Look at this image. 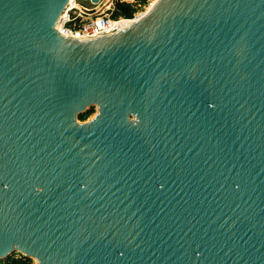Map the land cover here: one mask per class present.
<instances>
[{"label": "water", "instance_id": "obj_1", "mask_svg": "<svg viewBox=\"0 0 264 264\" xmlns=\"http://www.w3.org/2000/svg\"><path fill=\"white\" fill-rule=\"evenodd\" d=\"M66 2L0 0V260L264 264V0L90 41Z\"/></svg>", "mask_w": 264, "mask_h": 264}, {"label": "built area", "instance_id": "obj_2", "mask_svg": "<svg viewBox=\"0 0 264 264\" xmlns=\"http://www.w3.org/2000/svg\"><path fill=\"white\" fill-rule=\"evenodd\" d=\"M89 1V0H88ZM103 0H100V5ZM90 2V1H89ZM133 8L134 13L131 19L122 17L113 19L111 14L99 12L96 6L89 9L87 7L78 6L77 0H67L66 5L58 18L59 23L57 33L66 38H72L79 41H90L104 36L114 35L126 29L131 21L141 12H137L134 7L133 0L126 1ZM91 3V2H90ZM109 7L113 6V0H110ZM108 9L110 10V8ZM21 259V258H20Z\"/></svg>", "mask_w": 264, "mask_h": 264}, {"label": "rangeland", "instance_id": "obj_3", "mask_svg": "<svg viewBox=\"0 0 264 264\" xmlns=\"http://www.w3.org/2000/svg\"><path fill=\"white\" fill-rule=\"evenodd\" d=\"M114 1V0H113ZM156 0H147L145 1V3H140L139 1H136V0H133V5L134 7L136 8L137 12H141L139 15H142L140 18H142L146 13H147V9L149 8L150 4H152V2H154ZM109 2L110 0H103L102 3L98 6H96L97 10H99V12L103 11L105 12L106 14H111L113 12V6L112 7H109ZM77 4L78 6H83V7H87L89 9L93 8L94 5L91 4L89 1L87 0H77ZM108 7L110 8V10L108 9ZM139 18V19H140ZM92 110V114L89 116V118L86 120H91L94 115L96 114V107H92V108H89L86 112H89ZM85 112V113H86ZM84 121V122H86ZM9 258H12L13 260H20V258H26L25 256H23L22 254L20 253H12L8 256ZM7 258H4V259H1V262L5 261ZM28 259L29 261L28 262H25V264H36V260H33V259H29V258H26Z\"/></svg>", "mask_w": 264, "mask_h": 264}, {"label": "trees", "instance_id": "obj_4", "mask_svg": "<svg viewBox=\"0 0 264 264\" xmlns=\"http://www.w3.org/2000/svg\"><path fill=\"white\" fill-rule=\"evenodd\" d=\"M127 0H114L113 1V12L111 17L113 19L122 17L125 19H131L133 17V13L134 10L133 8L130 6V4H128L126 2ZM139 1L140 3H145V1L147 0H136ZM92 114V110L83 114H79L78 115V120L81 122L86 121L89 116ZM29 260L26 258H22L20 260H13L12 258H7L5 261L1 262L0 260V264H25V262H28Z\"/></svg>", "mask_w": 264, "mask_h": 264}, {"label": "bare ground", "instance_id": "obj_5", "mask_svg": "<svg viewBox=\"0 0 264 264\" xmlns=\"http://www.w3.org/2000/svg\"><path fill=\"white\" fill-rule=\"evenodd\" d=\"M156 2H157V0L154 1V2H152V4H150L149 8L147 9V12L151 9V7H152ZM141 16H142V15H139V14H138V15L136 16L135 20H134V21H131V23H133V22L139 20V18H140ZM140 19H141V18H140ZM58 26H59V23L56 24V29H58Z\"/></svg>", "mask_w": 264, "mask_h": 264}]
</instances>
